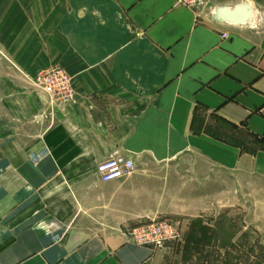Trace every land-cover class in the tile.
<instances>
[{
    "label": "crops",
    "instance_id": "0c3cea01",
    "mask_svg": "<svg viewBox=\"0 0 264 264\" xmlns=\"http://www.w3.org/2000/svg\"><path fill=\"white\" fill-rule=\"evenodd\" d=\"M244 3L256 26L209 7ZM209 6L0 0V264H150L160 248L130 229L184 217L198 178H264V0ZM51 65L73 87L53 111L25 82ZM118 153L133 170L101 180Z\"/></svg>",
    "mask_w": 264,
    "mask_h": 264
},
{
    "label": "rangeland",
    "instance_id": "374dc122",
    "mask_svg": "<svg viewBox=\"0 0 264 264\" xmlns=\"http://www.w3.org/2000/svg\"><path fill=\"white\" fill-rule=\"evenodd\" d=\"M4 36L0 34V96L10 84L5 83ZM235 174L221 171L218 188L215 180L213 185L211 178H198L197 193L186 194L182 203L185 216L166 214L180 221V237L161 247L150 264H264V178Z\"/></svg>",
    "mask_w": 264,
    "mask_h": 264
},
{
    "label": "built area",
    "instance_id": "2783aa9c",
    "mask_svg": "<svg viewBox=\"0 0 264 264\" xmlns=\"http://www.w3.org/2000/svg\"><path fill=\"white\" fill-rule=\"evenodd\" d=\"M212 0H174L198 13L200 9L209 6ZM217 17H229L231 21L257 25L256 17H251V9L247 3L231 6H209ZM235 7L239 9L237 19L228 15ZM227 12V13H226ZM225 15V16H224ZM251 17V18H250ZM226 35V33H223ZM27 81L36 90L46 95L49 111L68 102L73 95L71 76L60 66L51 65L41 68L35 76H26ZM133 159L130 155L111 154L97 163L96 170L101 180L109 181L130 173L133 170ZM181 223L168 215H155L130 229L129 233L139 243L150 244L161 248L168 242L176 240L181 234Z\"/></svg>",
    "mask_w": 264,
    "mask_h": 264
},
{
    "label": "bare ground",
    "instance_id": "6f19581e",
    "mask_svg": "<svg viewBox=\"0 0 264 264\" xmlns=\"http://www.w3.org/2000/svg\"><path fill=\"white\" fill-rule=\"evenodd\" d=\"M238 11H239V9L237 7H235L231 12L228 13V15H230L231 18H233V19H237L236 16H238ZM227 18H229V17H227Z\"/></svg>",
    "mask_w": 264,
    "mask_h": 264
},
{
    "label": "trees",
    "instance_id": "16d2710c",
    "mask_svg": "<svg viewBox=\"0 0 264 264\" xmlns=\"http://www.w3.org/2000/svg\"><path fill=\"white\" fill-rule=\"evenodd\" d=\"M261 139H263V137H255V141H260Z\"/></svg>",
    "mask_w": 264,
    "mask_h": 264
}]
</instances>
